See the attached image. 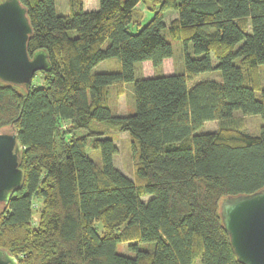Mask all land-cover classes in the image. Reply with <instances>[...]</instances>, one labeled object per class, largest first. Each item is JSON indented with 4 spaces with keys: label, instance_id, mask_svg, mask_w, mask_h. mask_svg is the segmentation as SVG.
Masks as SVG:
<instances>
[{
    "label": "trees",
    "instance_id": "trees-1",
    "mask_svg": "<svg viewBox=\"0 0 264 264\" xmlns=\"http://www.w3.org/2000/svg\"><path fill=\"white\" fill-rule=\"evenodd\" d=\"M20 1L28 52L51 64L41 85L0 79V131H17L24 171L23 187L0 203V248L20 264H243L220 206L264 189V0H99L95 10L69 0L67 14L55 0ZM143 2L154 11L145 24ZM167 10L177 12L169 24ZM171 40L184 46L182 73L161 71ZM144 61L153 76L139 73ZM207 71L220 79L190 84ZM129 83L135 110L119 115L111 87ZM235 111L261 115L260 132L244 131ZM212 120L215 130L198 132ZM112 131L132 137L133 179L114 164Z\"/></svg>",
    "mask_w": 264,
    "mask_h": 264
},
{
    "label": "water",
    "instance_id": "water-1",
    "mask_svg": "<svg viewBox=\"0 0 264 264\" xmlns=\"http://www.w3.org/2000/svg\"><path fill=\"white\" fill-rule=\"evenodd\" d=\"M32 26L20 0H0V79L29 87L34 75L48 69L47 53L28 52ZM23 145L15 128L0 131V203L8 204L23 187L20 168ZM220 214L232 248L243 264H264V189L230 196L221 202ZM0 264H20L0 248Z\"/></svg>",
    "mask_w": 264,
    "mask_h": 264
},
{
    "label": "rangeland",
    "instance_id": "rangeland-1",
    "mask_svg": "<svg viewBox=\"0 0 264 264\" xmlns=\"http://www.w3.org/2000/svg\"><path fill=\"white\" fill-rule=\"evenodd\" d=\"M56 11L58 14H67L70 11L69 0H55ZM85 9L95 10L99 8V0H84ZM139 17L141 18L142 24H145L151 19L154 15V11L152 9V5L150 2L140 3V6L137 8ZM177 16V12L173 10L164 11V20L167 24H169L170 20L173 17ZM71 35H76L74 30L70 31ZM174 47V55L170 58H167L163 61L162 65V73L164 74H172V73H182L184 72V46L181 40H171ZM109 44V40L106 41L104 47ZM181 46V47H180ZM115 61V60H114ZM215 62V60H214ZM108 61L100 62L96 67L95 71H105L107 70ZM117 63V61H116ZM116 68V67H115ZM138 71L141 75L146 77L153 76L156 72L150 61H144L139 64ZM262 77L264 78V65L262 66ZM40 71L34 75L32 80L33 85H41ZM201 79H220V74L215 71H207L200 73L193 81H190L192 84L194 81ZM264 80V79H263ZM116 89L121 91V94L115 96ZM111 106L114 112L119 114H128L132 113L135 110V102L133 98V89L132 84H123L120 87H111ZM234 116L241 117L243 119L244 131L257 134L260 132L261 125L263 123V119L261 115H243L240 111H235ZM217 128V121H206L204 125L198 130V132L203 131H212ZM112 136L115 140V143L118 147V152L114 156V164L120 169L126 176L129 178L135 177V152L133 150V141L132 137L128 132L125 131H112ZM89 153H93L96 161L99 162V153L96 150H93L91 147L87 150ZM143 197V196H142ZM142 199L148 200V196H144ZM36 215V214H35ZM36 220V219H35ZM36 222V221H35ZM34 222V223H35ZM96 229L101 234L102 233V224L96 223ZM140 247L143 249L151 250L154 248L153 242H145L139 243ZM118 251L128 255H135L136 250L131 249L129 247V243H119ZM194 264H202L201 260L198 258Z\"/></svg>",
    "mask_w": 264,
    "mask_h": 264
},
{
    "label": "crops",
    "instance_id": "crops-1",
    "mask_svg": "<svg viewBox=\"0 0 264 264\" xmlns=\"http://www.w3.org/2000/svg\"><path fill=\"white\" fill-rule=\"evenodd\" d=\"M84 7H85V5H84ZM167 59V58H166ZM165 60V59H164ZM119 114V113H118ZM119 115H123V114H119Z\"/></svg>",
    "mask_w": 264,
    "mask_h": 264
}]
</instances>
